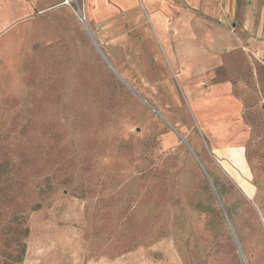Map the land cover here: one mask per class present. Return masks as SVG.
I'll return each instance as SVG.
<instances>
[{"label": "rangeland", "instance_id": "1", "mask_svg": "<svg viewBox=\"0 0 264 264\" xmlns=\"http://www.w3.org/2000/svg\"><path fill=\"white\" fill-rule=\"evenodd\" d=\"M85 1L0 0V264H264V0H203L189 74Z\"/></svg>", "mask_w": 264, "mask_h": 264}, {"label": "crops", "instance_id": "2", "mask_svg": "<svg viewBox=\"0 0 264 264\" xmlns=\"http://www.w3.org/2000/svg\"><path fill=\"white\" fill-rule=\"evenodd\" d=\"M86 0L89 25L113 41L157 39L168 68L183 73L204 72L221 63L227 48L236 42L229 34L207 35L199 11L203 0ZM135 38V39H134ZM211 45L219 52H210ZM156 50V49H155ZM218 51V50H217ZM158 54V51H154ZM235 162L243 160V148H231ZM237 163V162H236Z\"/></svg>", "mask_w": 264, "mask_h": 264}]
</instances>
